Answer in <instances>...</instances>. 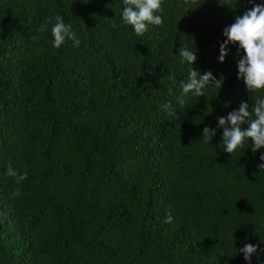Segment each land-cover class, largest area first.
<instances>
[{"label":"trees","instance_id":"16d2710c","mask_svg":"<svg viewBox=\"0 0 264 264\" xmlns=\"http://www.w3.org/2000/svg\"><path fill=\"white\" fill-rule=\"evenodd\" d=\"M123 3L0 0V264H247L243 243L264 247L259 152L223 153L221 130H202L264 95L236 79L234 45L216 60L250 5L163 0L164 23L137 36ZM57 14L79 47H52ZM180 46L219 81L177 109ZM8 165L27 178L17 185Z\"/></svg>","mask_w":264,"mask_h":264},{"label":"clouds","instance_id":"9594fccd","mask_svg":"<svg viewBox=\"0 0 264 264\" xmlns=\"http://www.w3.org/2000/svg\"><path fill=\"white\" fill-rule=\"evenodd\" d=\"M250 7H246L242 14L236 15L234 22L226 26L222 31L224 39L218 44V63H224L226 56L231 52L230 45H234L237 50L238 59L235 61L236 79L242 81L247 92L264 90V0H246ZM163 0H124L120 17L125 25H130L137 36L143 35L149 30V26H161L164 23ZM51 26V44L53 48H61L66 41H71L73 46L79 47L81 40L72 24L66 23L64 18L57 14ZM48 27L47 21L42 24L39 31H44ZM198 49L196 46H180L178 55L179 63L187 68V79L182 85L179 95L175 96L177 109H181L186 104V100L192 97L204 96V90L216 84L219 80L212 71L206 70L202 74L193 65L197 61ZM162 79L175 80L174 73L168 72ZM171 89L169 92L171 93ZM248 100H240L237 107L228 111L226 115L216 117L215 127H205L202 136L211 137L221 130V141L223 153L233 154L238 150L249 149L253 155L259 152L258 169H264V95L257 98L255 103ZM225 103V107H227ZM170 109V105H165ZM176 109V110H177ZM176 110L170 111L176 117ZM254 117V118H252ZM245 125L247 127H245ZM247 145V147H245ZM5 175L14 178L19 185L27 178L26 172H20L12 165H8ZM19 188L13 193L14 197H19ZM173 217L168 215L164 223H171ZM247 241V237L245 238ZM243 255L247 264H251L253 255L259 259L264 253V247L259 244L244 242L238 249Z\"/></svg>","mask_w":264,"mask_h":264}]
</instances>
